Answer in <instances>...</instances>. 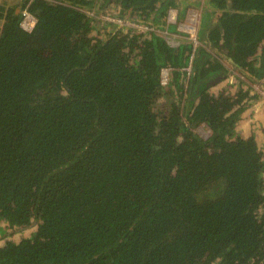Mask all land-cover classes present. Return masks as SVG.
Here are the masks:
<instances>
[{
    "label": "trees",
    "instance_id": "trees-1",
    "mask_svg": "<svg viewBox=\"0 0 264 264\" xmlns=\"http://www.w3.org/2000/svg\"><path fill=\"white\" fill-rule=\"evenodd\" d=\"M207 3L193 50L201 0L0 2V264H264V0Z\"/></svg>",
    "mask_w": 264,
    "mask_h": 264
},
{
    "label": "built area",
    "instance_id": "built-area-1",
    "mask_svg": "<svg viewBox=\"0 0 264 264\" xmlns=\"http://www.w3.org/2000/svg\"><path fill=\"white\" fill-rule=\"evenodd\" d=\"M86 13L89 15H95L94 10L85 9ZM203 15V6L202 2L199 5L192 6L187 8L184 13L183 18L177 17V11L173 9H168L167 17L168 23L174 24L176 31L172 32V34H179L185 36L192 44V49L195 50L199 45H201V41L199 38V31L201 28V19ZM97 17L102 18L105 21L115 22L121 25H127L131 27H135L140 30H144L145 32H160V33H168L166 28L160 29L154 25L144 23V22H136L134 20H124L120 17H114L110 14H97ZM36 23V17L33 13L28 11L26 8L21 10V27L30 32ZM191 60L192 54L190 55L188 64L184 67L187 72H190L191 69ZM173 68L171 66H162L159 70V83L163 86L167 85L170 81V76ZM254 88L260 93L264 95V90L260 88L259 83L253 84Z\"/></svg>",
    "mask_w": 264,
    "mask_h": 264
},
{
    "label": "crops",
    "instance_id": "crops-1",
    "mask_svg": "<svg viewBox=\"0 0 264 264\" xmlns=\"http://www.w3.org/2000/svg\"><path fill=\"white\" fill-rule=\"evenodd\" d=\"M208 1L209 0H203L204 5H205V7H204L205 13H208V12H212L213 11L212 8H211L210 3H207ZM170 9L176 10L177 11V17H178V15L180 14V12L177 10V8L174 7V8H170ZM181 15L182 14H180V16ZM215 17H216V13H214V11H213V14L211 16V22L214 21ZM165 20L168 21L167 15H166V19ZM173 35H175V34H173ZM170 41H172L175 45H178V44H180L181 41L183 42L184 40L181 37V38H170ZM232 81H233V79L229 75V77H227L226 79L221 80L220 82H218L213 87L214 88L213 91L214 92H219L220 90H223V88L227 84L232 83ZM251 109L252 110L248 112V113H252V115L250 116L251 119H254V120L257 119V120H259L264 125V103L256 102L255 104H253L251 106ZM247 124H248L247 122H244V123H241L240 126L242 125L241 128L244 129L245 131H248L250 133V131H251L250 129L253 128L254 122L252 121V127L249 128L248 130H247ZM262 129H264V128H262ZM262 129H260V130L257 131L256 136H257V139H259V141H260L261 148L263 149L264 148V132H262Z\"/></svg>",
    "mask_w": 264,
    "mask_h": 264
},
{
    "label": "rangeland",
    "instance_id": "rangeland-1",
    "mask_svg": "<svg viewBox=\"0 0 264 264\" xmlns=\"http://www.w3.org/2000/svg\"><path fill=\"white\" fill-rule=\"evenodd\" d=\"M11 1L12 0H0V2H7V3H11ZM201 2H202V6H203V13H204V7H205V5H204V2H203V0H201ZM162 34H165V33H162ZM161 34V35H162ZM175 37V36H174ZM243 120V123L244 122H247L248 124H247V130L249 129V128H251L252 127V119H251V117L250 118H247L246 120H245V118H242ZM254 122V121H253ZM196 131L203 137V138H206V137H208V135L210 134V128L207 126V125H205V124H201V125H199V126H197L196 127ZM246 132V131H245ZM263 150H264V148H263ZM264 153V152H263Z\"/></svg>",
    "mask_w": 264,
    "mask_h": 264
},
{
    "label": "flooded vegetation",
    "instance_id": "flooded-vegetation-1",
    "mask_svg": "<svg viewBox=\"0 0 264 264\" xmlns=\"http://www.w3.org/2000/svg\"><path fill=\"white\" fill-rule=\"evenodd\" d=\"M259 83V82H258ZM255 84V83H254ZM253 85V84H252Z\"/></svg>",
    "mask_w": 264,
    "mask_h": 264
}]
</instances>
